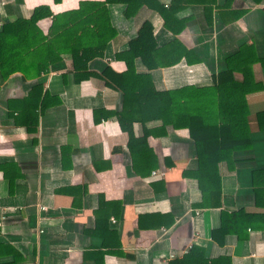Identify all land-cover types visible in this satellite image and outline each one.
<instances>
[{
    "label": "crops",
    "instance_id": "obj_1",
    "mask_svg": "<svg viewBox=\"0 0 264 264\" xmlns=\"http://www.w3.org/2000/svg\"><path fill=\"white\" fill-rule=\"evenodd\" d=\"M103 1L0 0V29L6 21L29 19L38 6L60 14L88 3L77 15L83 18L93 3ZM171 1L155 3L166 7ZM125 4H107L115 32L90 37L94 42L88 52L94 56L79 82L69 46L60 49L48 72L37 73L35 50L52 38L50 16L37 20L32 33L4 37L0 264H168L194 245L207 259L224 255L232 264H264V205H255L252 185V171L258 169L262 172L254 182L264 184V131L255 120V113L264 110V91L245 94L251 147L219 162L221 193L219 203L213 204L217 198L210 196V180L203 178V189L198 185L189 129L163 126L160 117L134 113L129 131L123 130L116 116L122 94L101 72L104 66L118 74L126 70L119 56L148 21L157 45L173 41L175 52L187 50L198 59L188 64L182 57L173 65L148 70L135 58V71L149 73L155 89L211 86L214 75L228 65L226 58L243 45H253V80L264 83V0H180L174 16L184 26L177 33L166 29L160 12L144 2L127 14ZM26 51L28 57L22 58ZM239 64L233 71L236 81L243 78ZM38 81L48 93L39 109L36 97L28 96ZM132 137L136 145L131 151ZM239 209L247 213L245 220L219 244L212 230L220 226L223 212Z\"/></svg>",
    "mask_w": 264,
    "mask_h": 264
},
{
    "label": "trees",
    "instance_id": "obj_2",
    "mask_svg": "<svg viewBox=\"0 0 264 264\" xmlns=\"http://www.w3.org/2000/svg\"><path fill=\"white\" fill-rule=\"evenodd\" d=\"M59 1L54 0L56 3ZM155 1L104 0L93 3L96 6L92 8L90 14L86 13L83 18L77 15L82 9L84 10L88 3H80L77 10L60 14H53L48 7L38 6L34 8L29 19L6 21L2 24L0 47L8 46L4 38L8 33H21L22 35L32 33V29H36L37 20L50 16L52 23L48 33H51L52 38L42 44L39 42L35 50L39 56L37 73L48 72L49 66L52 68L56 60L59 59L60 49L69 46L72 48L70 55L74 69L73 76L75 81L79 82L87 76L81 71L94 56L88 52V46L94 42L90 37H101L103 33L115 32L109 22L107 4L127 3L124 9L125 14H127L131 7L138 8L144 2L150 8L160 12L164 20V27L171 33H177L181 30L184 23L174 16L178 8L176 3L180 0H172L166 7L156 4ZM178 24L179 26H176ZM38 33L40 32L38 31ZM77 33L79 34L77 35ZM70 38L72 40L69 45ZM253 48V45H243L238 48L236 53L229 55L226 58L228 65L214 75V82L211 86H184L178 89L159 91L155 89L149 73H137L135 71L133 65L135 58H140L148 70L159 65H173L182 57L188 64L198 59L191 58L192 53L187 50L175 52L173 41L164 45H157L152 35V25L148 21H144L137 30V35L129 41L128 49L119 56L126 63V70L119 74L111 71L108 66H104L101 70L105 82L109 86H114L122 94V108L116 113V116L123 130L129 131L132 121L136 120V117L129 118L134 113L150 115L146 117H160L163 126L168 124L177 126L179 124L189 129L190 137L195 146L197 159L195 175L198 185L199 188L203 189V178L207 177L210 180L213 186L210 196L213 199L217 198V202H213V204L219 203L221 193L219 162L225 160L227 155L229 156L232 152L247 150L251 147V134L248 125L249 111L245 94L256 90L264 91V83L258 84L253 80L250 68L253 59L249 58V53ZM80 50L81 53H78L77 51ZM28 54L26 51L25 56L24 53L22 54V58H27ZM238 62L243 64L238 69L243 75L241 81H236L233 78V71L236 70L235 65L239 64ZM260 62L264 64V60H260ZM239 65L241 66V64ZM21 72L23 77H28V71L22 69ZM47 94V91L43 90L41 81L33 85L28 92V96L36 97L35 104L38 109L42 107L44 97ZM241 114L244 116L238 117ZM95 120L98 119L95 118ZM255 120L258 130L264 131V110L255 113ZM128 145L129 150L132 151L133 145H136V139L130 138ZM261 172L260 169L252 171L255 205L258 207L264 205V200H262L264 198V189H262L264 184L260 186L259 182L254 181L258 175H261ZM258 187L261 189H257ZM246 216L247 213L241 209L223 212L221 224L212 230L211 237L222 244L225 235L238 231ZM202 251L201 247L194 245L182 257L175 258L168 264H232L229 256L220 255L207 259L203 256Z\"/></svg>",
    "mask_w": 264,
    "mask_h": 264
},
{
    "label": "built area",
    "instance_id": "obj_3",
    "mask_svg": "<svg viewBox=\"0 0 264 264\" xmlns=\"http://www.w3.org/2000/svg\"><path fill=\"white\" fill-rule=\"evenodd\" d=\"M156 172H153V174H155Z\"/></svg>",
    "mask_w": 264,
    "mask_h": 264
}]
</instances>
